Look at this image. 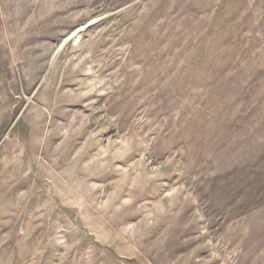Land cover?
<instances>
[{
	"label": "rangeland",
	"instance_id": "obj_1",
	"mask_svg": "<svg viewBox=\"0 0 264 264\" xmlns=\"http://www.w3.org/2000/svg\"><path fill=\"white\" fill-rule=\"evenodd\" d=\"M0 264H264V0H0Z\"/></svg>",
	"mask_w": 264,
	"mask_h": 264
},
{
	"label": "bare ground",
	"instance_id": "obj_2",
	"mask_svg": "<svg viewBox=\"0 0 264 264\" xmlns=\"http://www.w3.org/2000/svg\"><path fill=\"white\" fill-rule=\"evenodd\" d=\"M75 36V35H74Z\"/></svg>",
	"mask_w": 264,
	"mask_h": 264
}]
</instances>
